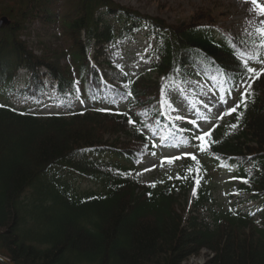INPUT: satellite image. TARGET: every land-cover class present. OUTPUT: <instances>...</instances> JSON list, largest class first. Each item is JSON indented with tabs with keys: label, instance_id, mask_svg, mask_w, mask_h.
Returning <instances> with one entry per match:
<instances>
[{
	"label": "trees",
	"instance_id": "trees-1",
	"mask_svg": "<svg viewBox=\"0 0 264 264\" xmlns=\"http://www.w3.org/2000/svg\"><path fill=\"white\" fill-rule=\"evenodd\" d=\"M63 2L0 6V16L11 22L0 30V98L40 100L44 69L55 81L60 108L45 116L0 101V255L14 264H182L206 250L205 264H264V209L213 210L201 159L228 166L240 183L236 191L264 202V73L251 81L253 94L238 110L239 122L233 113L235 132L211 134L215 143L207 151H200L191 130L170 124L166 109L160 114L161 85L182 82L192 71L216 77L238 102L234 85L242 82V61L257 51L264 60V49L254 47L258 38H226L195 23L169 26L110 0H68L57 25L66 49L35 55L18 37L32 18L48 26L53 4ZM107 16L117 17L118 27ZM143 27L157 43L148 71L107 81L100 70L109 65L106 52ZM19 70L27 88L15 92ZM71 98L90 106L77 109ZM121 101L126 110L115 106ZM157 144L195 147L200 157L187 158L175 179L140 184L137 165ZM74 180L97 188L77 193ZM189 188L197 194L187 210Z\"/></svg>",
	"mask_w": 264,
	"mask_h": 264
},
{
	"label": "rangeland",
	"instance_id": "rangeland-1",
	"mask_svg": "<svg viewBox=\"0 0 264 264\" xmlns=\"http://www.w3.org/2000/svg\"><path fill=\"white\" fill-rule=\"evenodd\" d=\"M3 1V0H2ZM61 3V8H57V12L64 13L66 2ZM114 4L121 8L137 12L143 17L157 18L162 20L166 25L180 26L191 22L210 21L219 30L226 35L249 37L255 33V28L260 26L259 21L264 20V16L256 17L255 13L250 11L252 7L249 0H111ZM264 6V0H257ZM52 8V7H51ZM59 13V16H61ZM37 20H31V24L20 35V41L23 42L29 50L35 55L49 54L52 52H63L66 49V42L61 37L59 31L55 27V22L51 26L41 27ZM146 31L136 34L134 41L127 42L125 47L117 50L113 57L110 56L109 61L112 66H121V73L128 77H133L140 72L147 70V62L145 56L148 52V47L153 46L152 39L144 37ZM251 33V35H249ZM18 35V33H16ZM110 66V65H109ZM104 68V69H103ZM101 69L108 75L107 81L121 76L115 70L102 66ZM15 79L14 88L16 92L23 91L26 87L24 83V73L18 72ZM45 83L44 91L41 95V100L25 101L19 104L21 107L24 104L39 106L41 114H49L52 111H58L51 103L56 100L54 91H51L48 79H43ZM172 89H178L168 93V99L176 111H171V122L175 124L179 130L182 126H190L200 135L208 131L213 126H224V129L231 132L230 127L235 124L232 120V115H223L227 108L233 107L234 102L221 94L218 90L216 82L212 79H204L195 77L187 81L185 85L176 86ZM179 90H182L179 91ZM221 97L228 100V104L220 103ZM76 108L86 109L87 105L84 102L72 101ZM34 103V104H33ZM211 109V111H209ZM180 115L184 120H175L173 117ZM223 117L222 119L220 117ZM205 117L206 119H202ZM195 121V125L188 123ZM193 150L183 147L182 149L173 151L159 147L156 154L145 157L139 164L136 180L140 184H151L153 182H163L169 179H175L182 171V164L185 155L192 154ZM179 157V159H174ZM171 160V162H169ZM163 162V163H162ZM210 173L212 188V196L215 200V208L220 206L227 207L233 204L239 205L240 209L246 208V204L242 203L247 197L245 195H237L231 193L232 183L229 178L232 174L228 170L222 172L217 171L213 164L206 161ZM73 187L81 192L93 190L95 187L89 183L82 181H73ZM195 191L192 189L187 194V209L194 201ZM253 204H248L251 207ZM210 254L202 251L196 257H190L182 264H205L210 258Z\"/></svg>",
	"mask_w": 264,
	"mask_h": 264
},
{
	"label": "snow or ice",
	"instance_id": "snow-or-ice-1",
	"mask_svg": "<svg viewBox=\"0 0 264 264\" xmlns=\"http://www.w3.org/2000/svg\"><path fill=\"white\" fill-rule=\"evenodd\" d=\"M249 2L251 3L252 7L250 8V11L255 13L256 17H262L264 16V6H261L257 0H249ZM260 26L255 28V35L258 37L259 42L256 43L254 42V47L257 50L260 49H264V20H260L259 21ZM251 35V33L249 34ZM260 56V52L257 51L256 55H250L248 56V58L246 60L242 61V69H243V74H240V80L242 81V83L234 85V87L238 88V89H242V91L239 92V101L237 103H235V105L231 108H227V110L223 113V115H232L233 113H236V120L237 122H239L241 116L243 115L242 112H239L238 110L241 107H246L247 103H248V98L250 96H252V83L251 81L259 78L261 76L262 73H264V68H261L259 71H257L255 68L250 67L249 66V61H257L258 63L264 64V60H260L259 59ZM239 59V58H238ZM164 79V78H162ZM170 79V78H168ZM125 87H128L127 85H125ZM170 85L169 84H164L161 85V89H160V106L162 111L160 112L161 115H164V111L165 109L167 110H171V111H176L175 108H173L171 102L168 99V91L170 89ZM172 91H177L178 89H171ZM182 92V90H179ZM128 95H131V93L129 92ZM220 103L222 105H227L228 104V100L224 99V97H221ZM0 107H4L3 105H0ZM106 111V109H104ZM209 111H211V109H209ZM202 119H206L205 117H201ZM221 119L223 118L222 116L220 117ZM173 119L175 120H184L185 118L183 116L177 115L175 117H173ZM128 122L134 123L133 120L131 118H129ZM188 123L195 125V121H188ZM238 126L237 124H232L230 127L232 129H235ZM206 137L208 138L206 140ZM196 140H198L200 143L198 144V147L200 149L201 152L207 151L208 149V145L210 143H215V141L211 140V133L210 132H204L200 135H197L194 137ZM174 159H179V157H175ZM193 160H195V157H192ZM169 162H171V160H169ZM163 163V162H162ZM199 162L197 161V164ZM189 173H191L193 171V169L189 168L188 169ZM197 172H199V169H196ZM125 175H128L127 173H125ZM244 183H248L247 179L243 180ZM196 183H199V180L197 179ZM152 187H155V184L151 185Z\"/></svg>",
	"mask_w": 264,
	"mask_h": 264
},
{
	"label": "water",
	"instance_id": "water-1",
	"mask_svg": "<svg viewBox=\"0 0 264 264\" xmlns=\"http://www.w3.org/2000/svg\"><path fill=\"white\" fill-rule=\"evenodd\" d=\"M6 24H8V22H7L6 19L3 18V19L0 20V26H2V25H6ZM0 260H1L2 262H5L6 264H12V263L6 261L5 259H3V258H1V257H0Z\"/></svg>",
	"mask_w": 264,
	"mask_h": 264
}]
</instances>
